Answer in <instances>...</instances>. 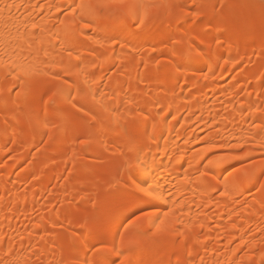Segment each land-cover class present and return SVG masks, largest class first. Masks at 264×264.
<instances>
[{"label": "bare ground", "instance_id": "bare-ground-1", "mask_svg": "<svg viewBox=\"0 0 264 264\" xmlns=\"http://www.w3.org/2000/svg\"><path fill=\"white\" fill-rule=\"evenodd\" d=\"M39 1L40 0H0V36L6 37L13 45L14 50L17 52L27 50L29 44L32 45L33 51L36 48H46L48 50L46 58L49 61L54 62V70H60L62 67L68 69L69 75L67 76V80L69 83L67 85L62 84V88L58 91L60 93L61 104L69 107L72 106L73 103L79 105L81 102L86 101L92 106L98 107L102 111L103 116L100 119L91 117V122H99L100 129H98L103 133L102 136L94 140L97 145L106 147L107 142L113 137H118V139L123 141H129L131 145H135L136 151L143 149V151L140 152V159L143 162L141 166L143 167V165H147L148 168V172L145 174L144 178H155L162 189L170 190V188L172 189V187H175L177 189L176 192L178 191L177 193L175 192V194L181 195L183 193H190L192 198L197 195V197L210 199L211 201L213 193L223 188L224 183L222 181L217 183V178L213 177V170L211 166L208 168V176L206 178L199 180H195L193 178L195 174L202 171L201 165L203 154L200 153L201 156H199V154L194 155L192 151L193 155L191 157L187 156L188 150L191 148V145L193 147L194 144H189V149L185 147L186 145L188 146V142H185L186 144L183 145L184 147L180 145V139L184 137L183 140H185V136L188 137L190 133L187 134V131L184 130L186 124L184 128L180 129L178 127L180 130H177V124L178 121H180L179 118H181V115L185 112H188V114L190 113L189 116L186 117L185 121V123L189 125L190 123L187 122V118L191 117L190 115L193 116L196 112L204 113L210 108L209 101L206 98H202V92L206 85L200 80V76L206 66L205 62L209 61V64L207 65L209 66V69L215 67L220 60L224 61L223 66L225 64V67L226 64L229 65L230 63V69L226 67L228 69V73H230V70H234L235 67L246 60V57L243 56V53L240 50H235L230 46L222 48L225 39L238 32L250 33L253 31H261V36L254 39L253 43L264 44V26L261 24L251 26L248 29H241V24L245 21L248 14V12L246 13L243 8L236 11L234 14L227 15L225 18V24L216 29H213L207 24H203L200 25L201 32L194 34L192 33V28L190 27L191 25H189V27L186 25V34L183 37H178V42L186 43L188 47H196L197 45H200L201 47H206L209 52L208 58H197L193 67L198 69V71H187L181 73L176 72L173 68L171 73L172 81L169 83L167 88L163 90L160 88L161 83L159 77L161 73L158 68L155 69L148 65L149 59L147 55L141 57L132 56L131 61L135 64L133 65L134 68H130L117 81L113 80V83H110L109 87H104L102 82L103 72H110L116 64L115 61L111 60L114 54L113 44L107 45L104 49L98 50V52L102 51L107 53V55L103 58L98 55V53L89 54V51L83 47L73 49L74 52L71 57L64 56L62 51L56 47L58 43H61L62 36V25H58L59 23L56 25L58 22L56 17L60 15V11H57L55 5H51V0H48L47 4H40ZM185 1L191 2V0H177L175 2L182 4V2ZM71 2L72 0H61V2L57 4L63 5ZM223 3L225 4H222L223 7L220 8L221 10H224V5L231 4L232 0H225ZM49 5L53 6V8L55 7V13L52 8L53 20L49 21L45 19L43 21H38L40 13L45 14L46 11H49ZM213 5L214 3H211V5L208 6L207 12L202 16L203 20L210 18L212 15L223 17V12L220 11V9H214L212 7ZM186 11L187 10H185V12ZM251 13H260L259 7L257 6L252 9ZM186 17L188 18V15H186ZM198 24L199 21L195 23L194 26ZM120 35L128 39V41H131L129 43V47L127 45L128 48L126 47V50L132 51L133 54L137 53L140 48L144 46L145 42L158 43L161 39H163V36L156 37L152 32L150 34L140 36H135L130 33H121ZM80 39L84 40L83 37H80ZM217 39H219V43H217ZM61 47L68 49L67 44H62ZM92 47L98 48L95 44H93ZM262 58L264 59V55ZM128 59L130 58L128 57ZM81 60L85 61L83 72H80L75 68V65L79 64ZM175 60L172 61L173 64L175 63ZM225 60H227V63H225ZM124 61L125 60H122V62ZM140 64H144L146 66L145 70L139 77L142 87L135 83V80L138 79L135 68ZM99 66H102V69L104 70L103 72L100 70ZM259 71H264V64ZM91 73H95V75H90ZM46 77V75H42L29 79L21 78L18 74L16 78L12 79L13 84L20 83L24 90L31 84L36 85L34 95L40 96L42 94L41 88L44 86L42 82L46 81ZM85 77H87V79H85ZM182 77L186 83H192L197 88V91L188 96H183L178 93L175 89L181 85ZM5 78L6 70H0V79L2 80ZM236 79L246 83L249 79V75L240 74ZM73 80L76 81L75 85L71 83ZM214 84L213 80V86L212 89H210L212 92H215L218 89V86ZM101 85H103V88ZM2 88L3 90H7L3 86ZM255 88L256 93L264 92V88L261 87L260 83L258 85L256 84ZM68 90L73 91V94L76 97L75 100H68ZM107 90L108 92L115 94L114 99L113 96L110 97L111 94L108 97ZM97 92L100 93L98 97L95 95ZM243 99L242 102H240L241 104L239 103V106H237L236 109L233 108L230 114L223 121V127L220 131L221 136H225L230 128H232V137L241 138L243 136L242 126L247 121L245 115L243 116L244 111L252 109L251 107H253L255 103L250 96L246 97L244 100ZM11 101V97L8 96L6 104H10ZM125 103L128 105L125 113L126 115L122 113ZM48 109L49 108L46 109V114L44 112L45 116L43 115L44 118L42 117V119L40 118L38 120H34L28 115L25 120L16 119L13 123H0V142L2 141V147L5 148L6 144L11 142V140L16 141L17 139L22 138L25 140L33 133L36 135V138L35 142L31 146H38L39 142L42 141L46 133L44 131L46 129L44 127L45 120L47 119L51 121L48 117ZM261 115V112L254 113L251 115L252 120L258 122ZM214 116H219L217 111H214ZM88 119H90V117ZM126 123H131L139 128L138 132L133 137L128 136L129 133L125 125ZM18 124H26L29 128V133L18 135L17 138H10L8 133L10 134V132L13 133L14 130L16 131L15 126ZM149 124L151 125L150 133L147 131V126ZM114 127H116L117 130H113ZM85 132L86 131L76 135H83ZM258 133L259 129L253 133V139L257 142L260 141V144L262 139L258 136ZM189 139L191 140V136L186 138L187 141H189ZM84 147L82 146L81 149ZM181 147L184 148V155L178 156L180 155L178 153H180L179 151L182 149ZM66 150H56L49 153L47 163L45 164L46 166H40L37 168V171L39 172L45 170V168H57V174L54 176H48L46 181L41 185L39 192L33 191L28 195L18 194L16 191H14L16 192L14 193V189L12 190L9 184L12 172L9 170L8 174H6L4 178L2 177L0 182V199L2 200L0 202V258L5 256L8 249L11 250V255L13 257L15 255L17 258H20V251L36 242L35 239H33L35 235L45 233L48 226H55L53 224V215L46 218L44 217L40 223H36L33 229L34 232H32L34 233V236H30L31 234H29V236H26L25 239L19 243L17 246L18 253L15 251L16 247H14L12 243V245H10V243L7 244L5 242L7 235L8 237L9 235H12V233H14V229H17L18 231V226L15 223L14 218L20 214V211H34L39 202L40 194L47 191L54 178L60 177L66 171L68 165V160L65 158L67 156ZM73 150L72 154H75ZM4 152L5 151H3V153ZM190 152L188 154L189 156L191 155ZM207 153L208 152H206V155H208ZM209 153H211V151ZM78 154L85 155L82 150H78ZM129 154L134 156L136 152H129ZM121 163L122 160H119L111 166L110 169L112 174L107 181L101 183L103 187L100 188V193L103 191L114 190V188L122 186L119 185V183L112 185L108 184L109 180H116L117 173L121 168ZM84 166L85 164H80L76 168L77 170H81ZM235 184L236 181L229 177L228 187L230 190V196L228 197L232 196L231 191ZM80 187L98 188V183L96 181H81ZM67 193L68 195L70 194L80 197L79 195L83 192L80 189L75 190L72 187H67L60 190L58 194L64 196L67 195ZM99 203L100 201L98 200V202L94 205L99 206ZM9 204H12V207L14 205V207L10 208ZM69 207L72 208L71 206ZM222 207L223 210L224 208L228 209V202H222ZM180 210L183 211L181 212ZM260 214H262L260 210V201H255L250 205L249 211H244L240 216L245 222V225L237 223L238 215H234L233 218L231 217L232 219L230 218V221L232 220V222H230V225L227 227L225 226L224 230L230 234L231 240L242 238L245 236L248 228L247 226L260 217ZM210 221H212L210 217L194 216L193 208L188 204H177L172 215H170L166 221L165 231L159 233L161 237L160 243L153 247L149 242L143 249L135 252L134 254L128 255L127 257H122L124 261L123 264H132V261H135L136 264H147L148 261H159L161 262L160 264H177V261H179L180 264H186L187 258L190 256H196L197 252H200L206 246V243L211 240V236L209 235L205 237L204 240H200L201 233L210 230ZM82 223L84 235L81 240H78L76 238L77 233L71 230L68 231L64 238L59 237L57 234L52 235V241L55 243L56 249L59 251L62 249L61 247H63L64 253L62 254L56 253L55 255L53 252H46L44 250V246L40 243L39 251L45 256L44 264H47V261L52 257V255L58 257V264H79V260L86 258L89 246L97 241L96 239L90 240L89 238L91 235H94L95 225L85 223V219H82ZM241 225H243V227H241ZM9 232H11V234ZM84 242L87 244L85 245ZM82 244L84 245L82 249H78V245ZM109 256L110 257L107 260L110 262H113L118 258V256L114 253H111ZM77 257H79V260H77ZM260 259L261 258L252 260L249 259V261L250 263L260 264ZM234 262L235 257L229 256L225 259L224 264H234Z\"/></svg>", "mask_w": 264, "mask_h": 264}, {"label": "rangeland", "instance_id": "rangeland-1", "mask_svg": "<svg viewBox=\"0 0 264 264\" xmlns=\"http://www.w3.org/2000/svg\"><path fill=\"white\" fill-rule=\"evenodd\" d=\"M224 1L225 0H197V3L199 2L198 4L201 5V15L199 17L193 15L188 16V19L184 13L185 10L178 12L177 18L159 23L153 28L152 33L156 37L163 36V39H161L160 42H145L144 46L134 54L132 51L126 50L127 45L129 47V43L131 41H128V39L122 37V35H120L121 33H118V35H120V40L116 44H113L114 54L111 58V60L115 61L116 64L113 66L110 72H103L104 70L102 69V66H99L100 70L103 72L102 82L104 87H109L110 83H113V80L117 81L130 68H134L133 65L135 64L131 61L132 56L141 57L147 55L149 59L148 65L155 69H159L161 73L159 77L161 83L160 88L165 90L172 81L171 73L173 68H168L167 66L169 64H173L172 61H174L176 58H179L175 49L183 48L187 50L188 48L186 43L178 42V37H183L186 34L185 26L188 25L189 27V25H191L190 27L192 28V33H200V25L201 21H203L202 16L207 12L208 6L211 5V3H214V5H222L225 4L223 3ZM51 2V5H55L56 7V4H59L61 0H51ZM39 3L47 4L48 0H40ZM184 3L188 4L189 8L193 7L192 0L191 2H182V4ZM259 3L260 0H232L231 4L224 5V10L220 9V11L223 12V17L220 16L223 23L218 22V27L225 24V18L227 15L234 14L236 11H239L242 8L246 13L248 12V14L245 18V21L241 24V29H248L251 26H257L261 24L264 26V20H262L261 13H251L252 9L255 7H251L250 5L258 6ZM53 6L49 5L50 9L49 11H46L45 14L40 13L38 16V21H43L45 19L52 21V13H55V7L53 8ZM52 8L54 10L53 12ZM198 21L199 24L194 26V24ZM57 24L58 22L56 25ZM261 34V31H253L250 33L238 32L225 39L222 48H227V46H230L235 50H240L243 53V56L246 57V60L235 67L234 70H232L233 72L230 70V73H228V69L226 68H229L230 63L229 65L226 64L225 67V64L223 66L224 61L220 60L215 67L209 69V66H207L209 61L205 62L206 66L204 67V70L200 76V80L206 85L202 92V98H206L209 101L210 108L204 113L196 112L193 114V116L190 115V120L187 118V122L190 123L189 125L185 123V121L186 117H188L190 113L188 114V112H185L183 115H181V118H179L180 121H178L177 130L184 128L186 124L184 130L187 131V134H190L188 137H185L189 138L191 136V140L189 139V141L193 142L187 141L186 138L185 141L183 140L184 137H182L179 143L183 146L186 144L185 142H188V146H185L188 149L190 147L189 144H194L193 147L191 145V148L188 150L187 156L191 157L193 154H199V156H201L200 153L203 154L204 157L202 156V165L214 151H223V149L218 147L210 150L207 148L206 141L214 137L221 138L217 141V143L222 142V140L225 138H235L236 140L244 143L245 146L255 150L253 153L254 155H260V152L258 151L260 141L257 142L253 139V133L257 130V128L250 127V124L252 122H256L252 120L251 115L254 113H259V111H255V108H264V92L256 93L255 88L256 84L258 85L259 83L261 84V87L264 88V71H259V69L264 64V59L262 58L264 55V44L253 43V40L260 37ZM88 43H90V41L85 40V44ZM58 49L62 51L64 56L70 57L68 56V49H65L64 47H59ZM73 52L74 51H72V55ZM128 57L130 59H128ZM122 60L125 61L122 62ZM145 68L146 66L144 64H140L135 68L138 78H136L137 80H135V83L141 87L142 85L139 81V77ZM240 74L249 75V79L246 81L247 85L243 81L236 79ZM205 76H207L206 79ZM183 77L181 79V85L175 90L183 96H188L196 92L197 88L192 83H186ZM213 80L215 83L214 85L218 86V89L215 92L210 90L213 86ZM46 81L52 83L48 76L46 77ZM55 83L58 85L63 84L62 81H56ZM12 84V78H5L2 80L0 79V123H13L16 119L25 120L28 115L34 120H38L40 118L42 119V117L44 118L45 116L44 112L46 114V109L49 108L48 117L51 119V121L53 120V123H55L57 129L63 128V134L67 137L66 143H64L60 148L54 147L52 140L48 139L46 136H44L42 141L39 142L38 146L32 147L31 145L35 142L36 138L34 133L30 134L31 136L29 135V138L27 137L25 140L23 138L17 139L16 141L11 140V142L6 144V147L3 145L5 148L2 147V141L0 142V182L2 177L4 178L10 170V172H12L10 176L11 179L9 178L11 189H14L13 192L16 191L18 194L26 195L33 191L39 192L41 185L46 181L48 176H54L57 174V168H45V170L40 172L37 171L38 167L46 166L45 164L47 163L49 153L56 150L60 151L62 149H67V156L65 158L68 160V165L66 171L60 177L54 178L51 181L47 191L43 194H40L39 202L34 211H20V214L14 218V221L18 226V231L17 229H14V233H12V235H9V237L7 235V238L5 237V242L7 244L10 243V245L13 244L14 247L17 248V250L15 248V251L18 253L17 246L19 243L25 239L26 236H29V234H31L30 236H34V233L32 232H34L33 229L36 223H40L44 217L46 218L50 215H53V224L55 226H48L45 233L35 235L33 239H35L36 242L20 251V258H17L15 255L14 257L12 256V258L17 260V264H44L45 256L39 251L40 243L44 246V250L46 252H53L55 255L56 253H64L63 247H61L62 249L59 251L56 249V245L52 241V235L57 234L59 237L64 238L68 231L71 230L77 233L76 238L78 240H81V238L83 239L84 230L82 229V219H85V217H87L89 214L86 213L84 209L80 207V205L83 204L85 207H92L93 205H89L87 203L88 194L83 192L82 189H89L93 195L100 193L99 190L103 187L101 183L107 181L112 174L110 169L111 166L117 161L122 160L121 158L126 152H128L131 143L129 141L120 140L118 137H113L107 142L106 147L99 146L96 144V142H94L88 146L90 147V151H88L87 154L80 155L78 154V150L81 149L83 145H77L76 137L78 135L76 134H81L84 131H88L92 125H96L99 128V122H91V117L100 119L103 116L102 111L98 107H94L90 103L83 101L80 104H84L85 108L77 112L72 108V106L66 107L61 104L59 92L57 93L56 99L57 108L60 109V111H53L51 103L48 100V97L52 95V92L48 91L47 86L44 85L41 88L42 94L40 96H35L34 92L36 85L31 84L24 90L20 83ZM2 86L7 90H3ZM53 90L55 91L56 89ZM109 95L110 97L113 96L114 99L115 94L108 92V97ZM8 96L11 97L12 101L7 105L6 101ZM248 96H250L255 103L254 106L251 107L252 109L244 111L243 116L245 115L247 121L242 126L243 136L241 138L232 137V128L228 130L225 136H221L220 131L223 127L222 123L225 118L230 114L233 108L236 109L237 106H239V103L242 102L243 98L245 99ZM125 104L122 109V113L124 115H126L125 113L128 108L127 103ZM88 109H92V111H89ZM214 111H217L219 116L215 117ZM89 117L90 119H88ZM125 125L129 133L128 136L133 137L136 135L139 130L136 125L131 123H126ZM147 127V131L150 133L151 125L149 124ZM178 127L180 129H178ZM15 129L16 131L14 130L13 133H8L10 138H17L18 135L29 133V128L26 124H18L15 126ZM115 129L117 130L116 127H114L113 130ZM212 129L218 130L212 131ZM44 131L48 132V128H46ZM206 132L210 133V135L206 136ZM183 149L184 148L179 151L180 153L178 154L180 155L178 156L184 155ZM72 150L75 152V154H72ZM3 151L5 152L3 153ZM210 151L211 153H209ZM189 152L191 154L190 156L188 155ZM206 152H208L207 154L210 155H206ZM80 164H85V166L81 170H77L76 167ZM208 168L209 166L202 167V171L195 174L193 178L195 180L206 178L208 174L205 175L204 173H208ZM81 181H96L98 183V188L80 187ZM67 187H72L75 190L80 189L83 193L79 195L80 197L76 195H68V193L64 196L58 194L60 190ZM174 188L175 187H172L170 190L173 193L175 200L180 202L178 205L188 204L193 208L194 216H206L212 219V221H210V230L202 232L200 236V240H204L208 235L211 236V240L208 241L206 246L199 252V255L203 257V264H224L225 259H227L229 256H234L235 262H237V257H239L240 259L237 264H254L250 263L249 259L252 260L261 258L260 253H264V232L260 231V229L264 228V206L261 204V199H264V193H246L243 198H238L240 194L236 193L235 195L227 198L220 195L219 190H217L215 193H213V197L210 201V199H202L201 197H197V195L192 198L190 193H183L181 195L175 194L177 189ZM1 201L2 200L0 199V202ZM224 201L228 202L229 208H224L223 210L222 202ZM255 201H260V210L262 214H260V217H258L254 222H251L247 226L248 228L246 230L245 236L242 238L248 243H240L239 241H241V238L231 240L230 234L224 230V227L230 225L229 223L232 222V220L230 221V218H233L234 215H238L237 223H242L245 225V222L240 216L244 211H249L250 205ZM96 202H98V199H95L93 204ZM9 207L13 208L14 205L12 207V204H9ZM11 232L9 233L11 234ZM89 238L90 240H95L94 235H91ZM160 240L161 237L159 233H155L152 236L150 245L154 247L160 243ZM95 243L97 242H94L93 244ZM83 244L78 245L77 248L82 249L84 246ZM86 244L87 243H85V245ZM245 248H247V252L244 255H241ZM109 255H111V253L106 252L105 258L108 259L110 257ZM58 260V257L52 255V257L47 261V264H58ZM119 260L123 261V258L118 257L113 262ZM160 263L161 262L159 261H148L147 264Z\"/></svg>", "mask_w": 264, "mask_h": 264}, {"label": "snow or ice", "instance_id": "snow-or-ice-1", "mask_svg": "<svg viewBox=\"0 0 264 264\" xmlns=\"http://www.w3.org/2000/svg\"><path fill=\"white\" fill-rule=\"evenodd\" d=\"M192 5L193 7L189 8L188 4L176 3L175 0H72L69 4L56 5L57 11H60L56 19L62 25L61 43H58L56 47L67 44L70 57L73 49L83 47L89 51V54L98 53L103 58L107 53L98 52V49L116 44L120 40L118 33H130L135 36L150 34L157 24L177 18V13L184 10H187L185 15L199 17L201 5L197 3V0H192ZM250 6L257 7V5ZM212 7L220 9L223 5L216 4ZM258 7L262 20H264V0H260ZM218 22L223 23L221 17L212 15L201 21V25L207 24L216 29ZM85 40L90 43L85 44ZM93 44L98 48L92 47ZM47 51L43 47L33 51L32 45L29 44L27 50L17 52L6 37L0 36V70H6V78H16L18 74L21 78L29 79L42 75L48 76L52 83L48 81L42 83L48 87V91L52 92V95L48 97L52 110L60 111L57 108L56 97L62 85L55 82L62 81L63 85H67L69 81L66 77L69 71L63 67L60 70H54V62L46 58ZM175 51L179 58L167 67L174 68L176 72L181 73L198 71L193 67L197 58L209 57L208 49L200 45L189 46L187 50L176 48ZM84 66L85 61L81 60L75 68L83 72ZM90 75L94 76L95 73ZM71 83L75 85L76 81L73 80ZM101 87L103 88V85ZM95 95L98 97L100 93L97 92ZM67 98L69 101L75 100L76 97L72 90L67 91ZM72 108L79 112L85 108V105L73 103ZM88 110L92 111V109ZM255 111L262 113L258 122L250 124V127L259 129L258 136L262 139L258 147L259 156L253 154L255 150L235 138H225L220 143H217L220 137L206 141L209 150L217 147L223 149V151H214L201 165V167L211 166L217 183L221 181L224 183V187L219 189V194L222 196H230L229 177L236 181L231 195L239 193L238 198H243L246 193H264V108L257 107ZM44 127L48 128L45 136L52 140L54 147L60 148L66 143L67 137L63 134V128L57 129V126L47 119ZM217 130L212 129V131ZM102 135L98 126L92 125L85 134L76 137L77 145L86 146L79 150L87 154L90 151V147L87 146L93 144L94 140ZM205 135H210V133L206 132ZM133 151L136 152L134 156L128 154ZM142 151L143 149L136 151L135 145H130L128 152L121 158V168L116 180L108 181L109 185L119 183L122 186L94 195L89 189H82L88 194L87 203L93 206L85 207L82 204L80 207L89 214L85 217V223L95 225L94 236L97 243L89 246L86 258L79 260L77 257L79 264H123L122 260L108 261L105 253L127 257L143 249L151 242L155 233L165 231L168 217L172 215L175 206L180 202L175 200L170 190L162 189L155 178H144L148 168L147 165L141 166L143 162L140 159V152ZM95 199L100 201L99 206L93 204ZM261 204L264 206V199H261ZM260 231L264 232V228ZM239 242L248 243L243 238ZM246 252L247 248L241 255ZM260 257V264H264V253H260ZM239 259L237 257V262ZM0 264H17V261L12 258L10 249L3 258H0ZM132 264L136 262L132 261ZM177 264L180 262L177 261ZM186 264H203V257L197 252L196 256L187 258Z\"/></svg>", "mask_w": 264, "mask_h": 264}]
</instances>
